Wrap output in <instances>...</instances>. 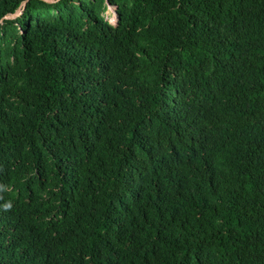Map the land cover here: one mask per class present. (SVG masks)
Returning <instances> with one entry per match:
<instances>
[{
	"label": "trees",
	"instance_id": "obj_1",
	"mask_svg": "<svg viewBox=\"0 0 264 264\" xmlns=\"http://www.w3.org/2000/svg\"><path fill=\"white\" fill-rule=\"evenodd\" d=\"M0 264H264V0H0Z\"/></svg>",
	"mask_w": 264,
	"mask_h": 264
},
{
	"label": "rangeland",
	"instance_id": "obj_2",
	"mask_svg": "<svg viewBox=\"0 0 264 264\" xmlns=\"http://www.w3.org/2000/svg\"><path fill=\"white\" fill-rule=\"evenodd\" d=\"M113 15H115L114 7L108 6L106 11L104 12V17L112 24H114V22L112 21Z\"/></svg>",
	"mask_w": 264,
	"mask_h": 264
},
{
	"label": "water",
	"instance_id": "obj_3",
	"mask_svg": "<svg viewBox=\"0 0 264 264\" xmlns=\"http://www.w3.org/2000/svg\"><path fill=\"white\" fill-rule=\"evenodd\" d=\"M108 6H110V5H108ZM114 10H115V7H114ZM115 14H116V12H115ZM13 16V15H12ZM116 20H117V14H116ZM116 23V22H115Z\"/></svg>",
	"mask_w": 264,
	"mask_h": 264
}]
</instances>
